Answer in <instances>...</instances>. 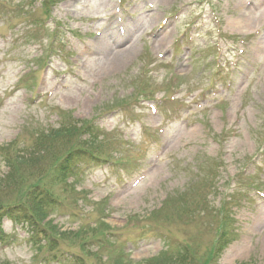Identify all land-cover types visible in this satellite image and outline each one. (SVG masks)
I'll return each mask as SVG.
<instances>
[{
    "label": "rangeland",
    "instance_id": "rangeland-1",
    "mask_svg": "<svg viewBox=\"0 0 264 264\" xmlns=\"http://www.w3.org/2000/svg\"><path fill=\"white\" fill-rule=\"evenodd\" d=\"M42 1L0 0V206L36 179L56 204L33 227L3 222L0 264H144L168 246L202 262L221 206L235 223L210 264H264V26L242 10L264 0ZM110 23L122 42L95 56ZM170 95L183 108L151 101ZM65 121L92 124L101 159L61 180L55 163L88 139L53 137Z\"/></svg>",
    "mask_w": 264,
    "mask_h": 264
},
{
    "label": "trees",
    "instance_id": "trees-1",
    "mask_svg": "<svg viewBox=\"0 0 264 264\" xmlns=\"http://www.w3.org/2000/svg\"><path fill=\"white\" fill-rule=\"evenodd\" d=\"M55 2V0H46L43 4H41V8L45 11L49 9V7ZM90 127L87 124L82 125L81 127H76V125L67 126L65 128H61L55 131L52 136H72L75 132L77 133L82 132L81 137H88L91 138V133L87 130ZM78 134L76 135V137ZM48 137V136H46ZM80 139V138H79ZM93 141L91 142L88 139H85L83 142V146L72 148L68 154H65L61 159L60 164L55 163L56 165V172H59L56 178L60 177L61 180L64 177H69L73 174V169L75 164L80 161H83L84 157L86 156L87 147L92 145ZM21 157H18L15 162H20ZM13 161V159H11ZM10 161V158H8ZM11 161V162H12ZM17 162V163H18ZM12 168V167H11ZM204 171V170H203ZM201 171V174L204 172ZM49 186V182L41 181L40 179H36L33 181V184L29 186L27 190V194L29 195V199H27L26 203H16L10 205H3L0 206V232L2 222L5 219L12 221L13 223H22L26 222L28 225H32L36 220H40L46 217L47 210H51L54 207L55 198L53 197L52 189ZM184 205L187 204L185 201ZM203 207H206V200H199L196 204ZM188 208V207H187ZM186 213H193L192 208L189 207ZM225 215V214H224ZM231 217L230 215L220 216V221L218 222V232L216 234V240L214 241L211 249L208 251L206 256L204 257L203 261L199 259L196 253H192L191 251L182 248L178 250L176 253L168 252L163 253L159 257L151 259L144 264H210L211 260H218L222 251L228 244V227H230ZM117 264H130V263H122L121 258H118Z\"/></svg>",
    "mask_w": 264,
    "mask_h": 264
},
{
    "label": "bare ground",
    "instance_id": "bare-ground-1",
    "mask_svg": "<svg viewBox=\"0 0 264 264\" xmlns=\"http://www.w3.org/2000/svg\"><path fill=\"white\" fill-rule=\"evenodd\" d=\"M142 3V2H140ZM242 10H245V14L243 15L244 20L246 23L248 22H255L257 21L258 23H260L259 25H263L264 26V14H258L257 17L256 16H252V11L250 9H246L245 7H242ZM255 17V18H254ZM107 34L109 36V42H107L104 45V48L102 47L103 45H101L100 47L102 48H94V46L92 45V50L90 51V53H92L95 56H100V55H107L111 52V50L113 48H116V42L119 40L120 42H122V38L123 36H121V34L119 32L116 31V29L114 28L113 24L110 23L107 27ZM124 30H126L125 32H129V28L125 27ZM125 33V34H126ZM127 53V51H118V53H116L114 55V60H118L120 57L124 56ZM116 61H113V63H116Z\"/></svg>",
    "mask_w": 264,
    "mask_h": 264
}]
</instances>
